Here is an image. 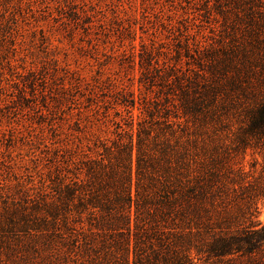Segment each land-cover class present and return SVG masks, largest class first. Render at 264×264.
<instances>
[{
    "label": "rangeland",
    "instance_id": "obj_1",
    "mask_svg": "<svg viewBox=\"0 0 264 264\" xmlns=\"http://www.w3.org/2000/svg\"><path fill=\"white\" fill-rule=\"evenodd\" d=\"M250 7L0 0V264H106L92 198L113 196L109 177L125 163L130 133H157L156 117L175 114L165 110L176 103L175 77L197 71L203 52L247 37ZM170 120L201 145L190 122ZM261 153L235 159L250 180L264 176ZM256 207L264 225V198Z\"/></svg>",
    "mask_w": 264,
    "mask_h": 264
},
{
    "label": "trees",
    "instance_id": "obj_2",
    "mask_svg": "<svg viewBox=\"0 0 264 264\" xmlns=\"http://www.w3.org/2000/svg\"><path fill=\"white\" fill-rule=\"evenodd\" d=\"M250 3L247 37L203 52L197 71L175 77L176 103L165 108L175 114L156 117L157 133H130L125 163L109 177L113 196L92 198L106 264H264V176L250 180L235 161L247 150L264 156V7ZM170 118L190 122L201 145Z\"/></svg>",
    "mask_w": 264,
    "mask_h": 264
}]
</instances>
